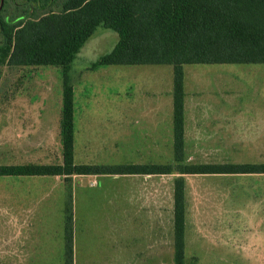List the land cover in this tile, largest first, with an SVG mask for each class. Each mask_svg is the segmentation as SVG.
I'll use <instances>...</instances> for the list:
<instances>
[{
    "label": "rangeland",
    "instance_id": "1",
    "mask_svg": "<svg viewBox=\"0 0 264 264\" xmlns=\"http://www.w3.org/2000/svg\"><path fill=\"white\" fill-rule=\"evenodd\" d=\"M5 2L17 14L27 0H0V7ZM118 40L100 26L73 62L75 162L175 164L173 67L91 69ZM184 71L192 100L185 163H264V64L185 65ZM62 89L60 68L11 67L0 56V165L62 163ZM195 100L202 110L197 129ZM180 176H98L86 188L82 176L0 178V257L12 264V239L20 234L27 237L21 256L38 260L28 237L34 244L48 232V264H65L70 208L74 264H174L173 192ZM183 178L185 264H264V174ZM40 187H48V211L39 213L41 203L28 196ZM38 214H48V225L26 221Z\"/></svg>",
    "mask_w": 264,
    "mask_h": 264
},
{
    "label": "trees",
    "instance_id": "2",
    "mask_svg": "<svg viewBox=\"0 0 264 264\" xmlns=\"http://www.w3.org/2000/svg\"><path fill=\"white\" fill-rule=\"evenodd\" d=\"M33 3V4H32ZM37 3V5H36ZM0 7V56L11 67H58L62 77L61 164H4L0 177L170 175L174 181V264L186 259L184 175H258L264 163H185V65L264 64V0H27ZM118 33L114 49L91 69L111 65L173 67L175 164H77L73 62L98 27ZM65 264L73 261V218L66 212Z\"/></svg>",
    "mask_w": 264,
    "mask_h": 264
},
{
    "label": "crops",
    "instance_id": "3",
    "mask_svg": "<svg viewBox=\"0 0 264 264\" xmlns=\"http://www.w3.org/2000/svg\"><path fill=\"white\" fill-rule=\"evenodd\" d=\"M185 92H186V96H185V150H187L188 128H190V126H191V122H189V111H190L189 105H190V102L192 100L190 99L188 91H185ZM195 106H196V108H193V109H195L196 114H195V117L193 119L194 122L192 123V127L194 126L197 129L200 127V123H199L200 120L198 119L197 112L202 111V110L199 109L197 100H195ZM172 118H173V114H172ZM172 122H173V120H172ZM126 176H129V177L140 176L146 180L148 178L152 179V178H154V176H159V174H157V175H153V174L126 175ZM82 177H85L82 180V182H83L82 187L83 188H86L88 185L89 186L91 185V183H90L91 179L94 180V179L98 178V176H95V175H93V176H82ZM0 178H14V179L32 178V179H41L42 180V178L44 179V178H48V177H46V176H33V177H0ZM57 178H59V177H57ZM86 183H88V184L86 185ZM40 188H43V189L35 190L32 194L29 193V196H28L29 200L32 201L31 198H35V199H38L37 202L41 203L39 213H40V211H48V187H40ZM33 194H34V196H33ZM41 208L43 210H41ZM21 218H23V217H20V218H19V216L14 217V219H13L14 223H20ZM27 218L28 219H26V221L28 220L29 223L47 224L48 225V214H43V215L38 214V215H35L33 217H31V215H29ZM26 238L27 237H24V235H20V234L18 236L15 235L13 237V239H12V247H13L12 264H48V232H44L43 234H40L39 238L35 239L34 244L32 243L31 236L29 235V237H28L29 241H30L29 245H28L29 251H31L29 254L32 256L33 255L32 250L36 249V253L38 255L37 258H39L38 260H35L36 259L35 258L34 260L26 261L25 258H23L21 256L20 251L24 250ZM2 249L5 250V244L4 243L2 244ZM3 254L1 255L2 257H0V264H8L9 261L5 260V257H3Z\"/></svg>",
    "mask_w": 264,
    "mask_h": 264
}]
</instances>
